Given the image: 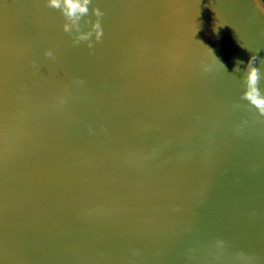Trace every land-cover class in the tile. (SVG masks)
Wrapping results in <instances>:
<instances>
[{
    "label": "water",
    "instance_id": "obj_1",
    "mask_svg": "<svg viewBox=\"0 0 264 264\" xmlns=\"http://www.w3.org/2000/svg\"><path fill=\"white\" fill-rule=\"evenodd\" d=\"M46 3L0 0V264H264V1Z\"/></svg>",
    "mask_w": 264,
    "mask_h": 264
},
{
    "label": "clouds",
    "instance_id": "obj_2",
    "mask_svg": "<svg viewBox=\"0 0 264 264\" xmlns=\"http://www.w3.org/2000/svg\"><path fill=\"white\" fill-rule=\"evenodd\" d=\"M91 3L92 0H47V7L59 10L64 16L66 22L63 24V31L68 34L73 33V31L77 33L75 39L73 40L74 45H79L80 42H89L88 47L92 48L94 46L91 42L93 36L95 41L98 43L104 35L101 24V19L104 16V13L96 7L91 10L92 15L96 17V20L94 22L85 21V23L91 24L90 30L87 32H83L81 30L80 21L84 17L88 16L89 5ZM45 56L47 58L54 59L53 50H47L45 52ZM213 57L216 62L223 65L214 54ZM256 61L257 56L252 55L245 68L246 75L243 77L245 90L241 99L247 101V103L256 110L259 116L264 117V91L260 88V82L264 79V75H262L260 69L256 66ZM241 63L243 62L239 60L236 61L237 67L235 71H239V65ZM204 70L206 72L211 71V69L207 67ZM233 107H238V105H234Z\"/></svg>",
    "mask_w": 264,
    "mask_h": 264
},
{
    "label": "trees",
    "instance_id": "obj_3",
    "mask_svg": "<svg viewBox=\"0 0 264 264\" xmlns=\"http://www.w3.org/2000/svg\"><path fill=\"white\" fill-rule=\"evenodd\" d=\"M264 1V0H263Z\"/></svg>",
    "mask_w": 264,
    "mask_h": 264
}]
</instances>
